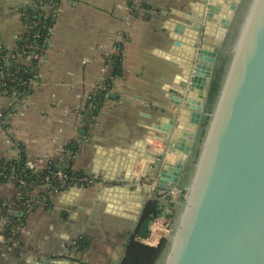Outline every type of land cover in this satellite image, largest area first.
<instances>
[{
  "label": "water",
  "instance_id": "1",
  "mask_svg": "<svg viewBox=\"0 0 264 264\" xmlns=\"http://www.w3.org/2000/svg\"><path fill=\"white\" fill-rule=\"evenodd\" d=\"M187 7L164 13L168 45L156 51L177 66L164 87L168 105L141 139L95 146L91 176L103 186L105 211L133 220V234L148 195L176 192L159 264H264V0H192ZM220 55L228 60L209 110ZM139 162L143 173L134 174ZM80 189L65 190L62 200ZM30 263L52 264H22Z\"/></svg>",
  "mask_w": 264,
  "mask_h": 264
},
{
  "label": "crops",
  "instance_id": "2",
  "mask_svg": "<svg viewBox=\"0 0 264 264\" xmlns=\"http://www.w3.org/2000/svg\"><path fill=\"white\" fill-rule=\"evenodd\" d=\"M34 1L0 0V46L17 49L18 37L25 31L21 9ZM131 1L139 7L149 5L151 18L134 16ZM184 1L188 0H62L47 8V12H55L56 20L44 58L37 66L39 85L17 104L9 97L0 99L3 109L13 110L10 133L0 129V154L14 157L15 146L21 145L30 168L41 171L51 158L76 141L81 146L73 169L91 176L95 146H124L148 135L159 113L156 110L163 103L168 105L164 87L172 84L177 73L176 65L156 53L168 45L164 13L182 9ZM122 41L124 76L114 81L110 92L116 98L109 96L91 124L80 110L109 76L108 60ZM20 62L31 66L27 60ZM168 67L174 74L166 80L159 76V69ZM152 86L156 95L149 94ZM86 127L87 134L83 132ZM142 167L139 162L134 173H141ZM91 178L92 184L70 194L69 200H62L63 194L56 193L51 207L37 209L21 235L22 246L1 253L0 264H22L27 260L120 264L135 222L107 213L105 203L98 199L103 186L97 176ZM17 194L12 185H0L4 200L15 199ZM156 195H148L147 199ZM80 238L88 242L87 249L81 254L70 252L69 247ZM143 242L148 244V239Z\"/></svg>",
  "mask_w": 264,
  "mask_h": 264
},
{
  "label": "trees",
  "instance_id": "3",
  "mask_svg": "<svg viewBox=\"0 0 264 264\" xmlns=\"http://www.w3.org/2000/svg\"><path fill=\"white\" fill-rule=\"evenodd\" d=\"M61 1L35 0L31 5H26V9H21L25 31L18 37L17 49L10 51L0 46V95L11 97L13 94H16V104L32 92L33 88L29 87L28 81L38 73V65L29 66L20 62V59L25 60L26 58V55H21L22 51L20 48L31 43L38 48V51L42 50V53L46 51L52 37L56 15L53 11L47 12V8L41 9V4H49L55 7ZM129 6L134 16H142L145 20L151 18V15L148 14L152 10L149 5L143 4L139 7L134 1H131ZM32 22H38V25L32 28ZM124 49V41L117 43L116 53L114 52L108 60L111 68L109 76L103 85L91 95L84 108L80 110V115L85 117V120L91 124L95 122L94 119L101 113L105 102L110 99L109 94L113 88L114 81L124 76ZM227 60V56L220 55L216 62L207 100L209 110L218 94ZM8 73H12L15 81L9 79L3 80L2 74ZM1 112L4 118L0 119V123L13 110L10 111V109L2 108ZM205 125L206 120L203 123V126ZM87 130L88 127L83 128V132L86 134ZM80 146L81 143L72 141L63 148L64 152H71V158L61 159L63 155L61 153L51 158L46 168L41 171L30 168L25 150L21 145L15 146L17 155L14 157H4L0 154V185L10 184L18 191L15 199L4 200L0 197V220L3 217L7 218L6 224L0 225V235H4L5 237V243H0V254L8 251L7 247L13 245L14 242H18L20 247L22 246V230H25L27 227L30 216L40 207H51L50 202L54 194L63 192L74 185L81 187L88 186L87 182L81 181V179L87 178L91 180V176L73 169V163L80 150ZM61 169L69 177L64 186L54 176V173ZM48 177L49 180L46 181ZM160 197L156 195L155 198L150 199L146 203L136 233L133 234L131 232L120 264H159L162 260L168 244L166 240L160 241L156 246L143 242V240L150 236L151 224L155 219L165 217L173 220L177 212L176 205L171 202L170 197L167 198V201H161ZM15 206H17L16 210L13 209ZM12 210L14 211L11 212ZM15 211H18V213ZM87 247L88 242H85L84 238H80L69 247V251H76V253L81 254Z\"/></svg>",
  "mask_w": 264,
  "mask_h": 264
},
{
  "label": "built area",
  "instance_id": "4",
  "mask_svg": "<svg viewBox=\"0 0 264 264\" xmlns=\"http://www.w3.org/2000/svg\"><path fill=\"white\" fill-rule=\"evenodd\" d=\"M53 8L51 5L49 4H41V9H45V8ZM24 9H26V7L24 6L23 7ZM37 8V7H36ZM33 25H32V28L34 26H37L38 25V22H32ZM20 50L22 51L21 52V55H26V58L25 60H27L29 63H31L30 65L33 66V65H38L39 63L42 62L43 58H44V54L45 52L43 51L42 53V50L41 51H38V48L31 44V43H28L26 44L25 46H22L20 48ZM3 78V80H11V81H15V78L13 77L12 73H8V74H2L1 76ZM39 74L37 73L32 79H30L28 81V85L30 88H33L34 87H37L39 85ZM3 96L0 95V99L2 98ZM9 98H12V99H15L17 100V97H16V94H13L11 97ZM2 111V107L0 105V119L4 118L3 117V113L1 112ZM10 115H8L7 117H5V120L0 123V129H4L6 132L10 133V119H9ZM64 149H62V153L63 155L61 156V159L63 158H71L72 154L71 152L67 151V152H64L63 151ZM16 155H17V151H16ZM49 162V161H48ZM54 176L56 178H58V180L61 181V185L64 186L66 184V181H68L69 177L66 175V173L64 172L63 169L59 170L58 172L54 173ZM49 180V177L46 179V181ZM81 181H85L87 182V185H91L92 184V179L88 180L87 178H84V179H81ZM23 183V182H21ZM73 187V186H72ZM74 187H81V186H77V185H74ZM64 192V191H63ZM62 193V192H60ZM170 197V200L171 202L175 203L176 200H174V198L176 199V192L173 191V190H169L167 191L164 195H162L160 197V200L161 201H167V198ZM14 210L17 209V206H15L13 208ZM14 210H12L11 212H13ZM18 213V211H15ZM7 222V218L3 217L1 220H0V225H5ZM171 220L165 218V217H159L157 219H155L152 224H151V228H150V236L147 238L148 239V244L152 245V246H156L157 244L160 243V241L162 240H166L167 241V238L168 236L171 234L173 228H170L171 226ZM25 230L23 229L22 230V233L24 232ZM1 240L3 242H1ZM0 243H5V237L4 235H0ZM155 244V245H154ZM20 247V244L18 242H14L13 245H10L7 247L8 251H11L13 249H17Z\"/></svg>",
  "mask_w": 264,
  "mask_h": 264
},
{
  "label": "rangeland",
  "instance_id": "5",
  "mask_svg": "<svg viewBox=\"0 0 264 264\" xmlns=\"http://www.w3.org/2000/svg\"><path fill=\"white\" fill-rule=\"evenodd\" d=\"M188 1H189V2H188ZM188 1H187V2L184 1V2L181 3L182 6L184 5L183 8H186V9H187V8H188L187 5H188V4L190 3V1H192V0H188ZM159 71L161 72L159 76H160L161 78H163V79H166V80H168V78L170 77V75L173 76V74H174V73H173V68H172V67H171V68L168 67V69H167V68H166V69H165V68H160ZM169 74H170V75H169ZM39 83H40V82H39ZM157 93H158V92H157L156 88L152 86V87H151V90H149V94L156 95ZM149 94H148V95H149ZM165 106H166V103H165V104L163 103V104L161 105V108H163V107H165ZM169 106H170V105H169ZM161 108L157 109L156 111L160 112ZM158 144H159V142H158ZM160 144H161V143H160ZM152 146H153V147H158V145L156 144V142H154V143L152 144ZM158 151H159V150H158ZM142 183H143V182H142ZM152 196H153V195H152ZM174 200H176V199L174 198ZM175 205H176V204H175ZM171 222H172V220H171ZM130 231H131V230H130ZM124 235H125L126 237H129L130 234H129V233H125ZM154 245H155V244H154Z\"/></svg>",
  "mask_w": 264,
  "mask_h": 264
},
{
  "label": "bare ground",
  "instance_id": "6",
  "mask_svg": "<svg viewBox=\"0 0 264 264\" xmlns=\"http://www.w3.org/2000/svg\"><path fill=\"white\" fill-rule=\"evenodd\" d=\"M158 151V150H157ZM170 158H169V160H170V162H174V161H177L178 160V158L176 157V156H172V155H170L169 156ZM146 162V161H145ZM145 162L143 163V166L145 165ZM147 163V162H146ZM141 165V164H140ZM143 172V170L141 171V173ZM135 174V173H134Z\"/></svg>",
  "mask_w": 264,
  "mask_h": 264
},
{
  "label": "flooded vegetation",
  "instance_id": "7",
  "mask_svg": "<svg viewBox=\"0 0 264 264\" xmlns=\"http://www.w3.org/2000/svg\"><path fill=\"white\" fill-rule=\"evenodd\" d=\"M239 20L237 19L236 21H235V24L238 22ZM235 24H234V26H233V28L235 27ZM230 38V37H229ZM228 41V40H227ZM224 48L226 49V47L224 46Z\"/></svg>",
  "mask_w": 264,
  "mask_h": 264
}]
</instances>
